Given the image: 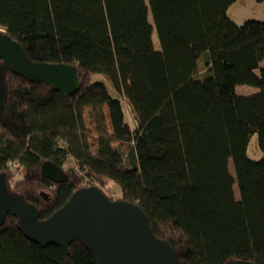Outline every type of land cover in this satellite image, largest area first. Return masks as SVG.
<instances>
[{
	"label": "trees",
	"instance_id": "16d2710c",
	"mask_svg": "<svg viewBox=\"0 0 264 264\" xmlns=\"http://www.w3.org/2000/svg\"><path fill=\"white\" fill-rule=\"evenodd\" d=\"M235 1L0 0V31L31 60L81 73L70 96L2 74L0 172L10 192L46 218L97 186L137 203L183 264H264V20L234 22ZM241 84L258 91L240 95ZM47 160L68 179L44 178ZM0 264L98 263L77 239L68 252L30 240L8 212Z\"/></svg>",
	"mask_w": 264,
	"mask_h": 264
},
{
	"label": "water",
	"instance_id": "95a60500",
	"mask_svg": "<svg viewBox=\"0 0 264 264\" xmlns=\"http://www.w3.org/2000/svg\"><path fill=\"white\" fill-rule=\"evenodd\" d=\"M28 81H42L70 96L80 88L81 73L70 63L31 60L23 46L0 31V111L5 105V70ZM41 175L62 183L68 174L52 161H44ZM7 178L0 172V227L11 212L30 240L46 246L57 244L68 252V243L79 240L96 257L98 264H183L166 240L156 237L142 208L132 201L108 198L97 186L76 190L46 218L36 205L10 192ZM227 264H255L244 260Z\"/></svg>",
	"mask_w": 264,
	"mask_h": 264
},
{
	"label": "rangeland",
	"instance_id": "374dc122",
	"mask_svg": "<svg viewBox=\"0 0 264 264\" xmlns=\"http://www.w3.org/2000/svg\"><path fill=\"white\" fill-rule=\"evenodd\" d=\"M228 16L236 23L241 24L245 22L247 19H257V20H264V0H237L233 4L230 5V7L227 10ZM150 21H152V17H149ZM153 41L156 48L159 47V41L157 38L156 31L153 32ZM97 79L104 80L109 91L114 96H119L118 92L113 88L110 81L102 74H98L95 76ZM258 91V89L254 86H249L245 84L238 85L236 87V92L240 95H251ZM254 148L253 146H251ZM250 148L248 153L251 157H257L256 152L254 149ZM229 170L231 174L234 176V169L233 164L230 161L229 163ZM21 177L20 173L18 172L15 175V179H19ZM234 193L237 199H239V191L237 187V183H234L233 186ZM112 197H116L119 195V188L114 187L108 191ZM179 197L178 195H175V203L177 206L178 211L180 212V206H179Z\"/></svg>",
	"mask_w": 264,
	"mask_h": 264
},
{
	"label": "built area",
	"instance_id": "2783aa9c",
	"mask_svg": "<svg viewBox=\"0 0 264 264\" xmlns=\"http://www.w3.org/2000/svg\"><path fill=\"white\" fill-rule=\"evenodd\" d=\"M9 164H11L13 167H18L19 166L18 162H13V163L9 162Z\"/></svg>",
	"mask_w": 264,
	"mask_h": 264
}]
</instances>
